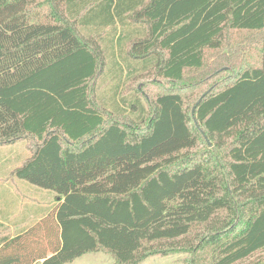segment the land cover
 Returning <instances> with one entry per match:
<instances>
[{"label": "trees", "instance_id": "1", "mask_svg": "<svg viewBox=\"0 0 264 264\" xmlns=\"http://www.w3.org/2000/svg\"><path fill=\"white\" fill-rule=\"evenodd\" d=\"M230 2L0 0V146L34 139L14 175L59 198L0 238V264H69L99 251L141 264L182 247L201 264H239L264 250V30H239L256 15ZM91 28L133 35L119 52L134 79L194 90L220 80L193 95L192 109L174 90L153 100L137 90L122 98L129 111L108 108L95 96L111 50L84 35ZM234 32L258 44L227 42ZM225 46L258 63L230 65L227 52L218 69L187 74Z\"/></svg>", "mask_w": 264, "mask_h": 264}, {"label": "rangeland", "instance_id": "2", "mask_svg": "<svg viewBox=\"0 0 264 264\" xmlns=\"http://www.w3.org/2000/svg\"><path fill=\"white\" fill-rule=\"evenodd\" d=\"M83 33L86 37H89L90 39L98 38L99 40L102 39L103 44L106 48H109L111 57H108V63L106 65V68L104 70L103 75L97 80V87H96V96L95 99L97 101H100L101 104L107 106L108 108H112L113 104H115L114 101L118 102L121 107L126 108V111H129V108L125 106V103L122 102V98L128 99L127 103L129 101H133L134 97L136 96L135 93L137 90H141L140 97L144 100L145 96L148 97V99H154V97L157 94H163L169 90L174 91H180L184 96H187L189 99L186 100L189 108L192 109L194 107V100L197 98L193 97V95H199L202 92H205L210 88L212 85L211 82L219 81L220 78L216 80H212L211 82L202 85L200 84L196 90L194 88H188V89H181L183 88V85L174 86L172 83L167 82L163 79H156L152 78V76H145L141 79H134L131 77V75L128 73V66L125 62L127 60V57H121L125 55L126 44L128 42V39L133 36L130 35L129 32V38L124 39L123 41L119 40V33L114 32L112 29H105V30H96V29H84ZM135 36V33L132 32ZM246 33H239L236 34L235 32L231 34L229 40L227 42H241V40L246 37ZM120 45L122 46V53L119 52ZM125 46V47H124ZM114 52H113V51ZM231 53L229 56L231 59H228L230 61V65H232V61L234 64L239 67L240 59H243L245 63L250 65H256L258 63L257 57H234L233 56V48L225 46L223 49L220 50H206L205 51V67L202 72L198 71H191L187 72L190 76H198L200 77L202 73L203 75H207L211 71L218 69L219 67L223 66L222 63H218V61L222 58H224V53ZM125 61H124V60ZM129 65L137 66V64L134 61H129ZM152 66L149 65L148 69ZM123 67V70H122ZM141 68V67H140ZM140 68L139 73H143L145 71H142ZM130 75V80H129ZM228 75V74H223ZM190 77L187 76V81L190 82ZM202 80V79H200ZM202 85V86H201ZM115 95V96H114ZM121 100V101H120ZM116 106V105H115ZM36 148V143L34 139L26 137L22 138L21 140L17 141L14 144L6 145V146H0V192H5L7 190H4L3 187L5 185H14V184H21L26 187H35L33 189H38L39 191H42L43 193H53L50 190H46L43 188H40L36 185H33L27 181L20 180L14 175V169L16 167H19L22 165V163L33 154L34 150ZM20 193H27L29 194V190H20ZM49 195V194H48ZM48 195L41 194L39 196L40 199H45ZM50 196V195H49ZM29 200H21L18 201L16 204L18 205L17 213L14 215H17L16 217L21 218L23 213V206L24 204L26 206L30 205ZM36 203V202H35ZM4 226H6L4 224ZM0 234H6L5 231L0 230ZM158 248L159 246L156 245ZM160 251H156L155 254L152 256H149L144 262L141 264H201L204 260L202 257L195 256L194 252H192V248H180L178 250H165V252H161L163 249L158 248ZM69 264H117L115 259L110 255L109 253L105 251H99L96 253H89L86 254L72 263ZM239 264H264V250L259 251L256 253L252 258L249 260L239 263Z\"/></svg>", "mask_w": 264, "mask_h": 264}, {"label": "crops", "instance_id": "3", "mask_svg": "<svg viewBox=\"0 0 264 264\" xmlns=\"http://www.w3.org/2000/svg\"><path fill=\"white\" fill-rule=\"evenodd\" d=\"M230 4L227 6L228 10L231 12V9L237 10L240 9V12L237 14H250L256 15V17H252L249 25L247 26H238L241 27L239 30L247 31V30H264V20L260 17L261 14L264 13V0H229ZM246 24V23H244ZM228 29H233L232 26L226 27ZM234 28L233 30H236ZM252 44L257 45L258 42L253 41L252 43L248 41L237 42L239 45ZM35 188V187H33ZM31 187H26L21 184L14 185H5L3 187L5 192H0V230L5 231L6 234L1 235L2 237H14L19 233L23 232L30 226H32L35 222L41 219L49 209H51L54 205H56L59 201L56 194L53 193H43L38 189H33ZM29 190L30 193H20V190ZM41 194L48 195L44 200L40 199L39 196ZM29 200L30 205L23 206L22 217H16L14 215L17 213L18 205L16 204L21 200ZM36 202V203H35ZM4 224L6 226H4Z\"/></svg>", "mask_w": 264, "mask_h": 264}, {"label": "water", "instance_id": "4", "mask_svg": "<svg viewBox=\"0 0 264 264\" xmlns=\"http://www.w3.org/2000/svg\"><path fill=\"white\" fill-rule=\"evenodd\" d=\"M202 100V99H201ZM201 100L197 103V104H199L200 102H201ZM195 109H196V107L193 109V112L195 111Z\"/></svg>", "mask_w": 264, "mask_h": 264}]
</instances>
